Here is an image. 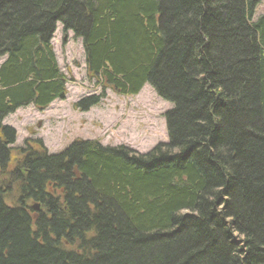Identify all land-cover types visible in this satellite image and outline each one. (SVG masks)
<instances>
[{
	"label": "trees",
	"instance_id": "16d2710c",
	"mask_svg": "<svg viewBox=\"0 0 264 264\" xmlns=\"http://www.w3.org/2000/svg\"><path fill=\"white\" fill-rule=\"evenodd\" d=\"M261 2L0 0V264H264ZM58 23L102 90L74 107L150 84L172 104L167 141L49 153L27 139L8 168L17 131L4 118L68 92Z\"/></svg>",
	"mask_w": 264,
	"mask_h": 264
},
{
	"label": "rangeland",
	"instance_id": "374dc122",
	"mask_svg": "<svg viewBox=\"0 0 264 264\" xmlns=\"http://www.w3.org/2000/svg\"><path fill=\"white\" fill-rule=\"evenodd\" d=\"M256 13H264V0ZM53 45L60 69L67 76L68 92L64 99L55 100L43 111L30 104L5 118L4 122L17 131L9 169L18 166L22 156L20 148L27 147V139H41L49 153H59L79 139L97 140L110 146L125 145L141 153L168 140L164 113L170 103L162 100L150 84L137 95H123L108 88L106 96L89 111L76 109L77 100L84 95L100 93L101 86L89 76L82 40L76 38L74 32L65 34L59 24ZM3 59L5 57H0V63ZM31 145L38 146L35 142ZM6 177L4 173L2 179ZM13 187L9 202L17 200L18 185Z\"/></svg>",
	"mask_w": 264,
	"mask_h": 264
}]
</instances>
